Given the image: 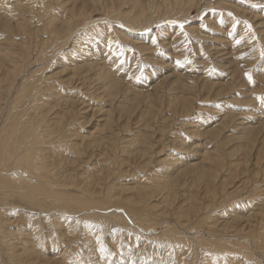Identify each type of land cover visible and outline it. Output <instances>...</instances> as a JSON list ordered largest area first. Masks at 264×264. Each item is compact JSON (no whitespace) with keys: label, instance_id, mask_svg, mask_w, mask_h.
Here are the masks:
<instances>
[{"label":"rangeland","instance_id":"1","mask_svg":"<svg viewBox=\"0 0 264 264\" xmlns=\"http://www.w3.org/2000/svg\"><path fill=\"white\" fill-rule=\"evenodd\" d=\"M177 1L0 0V133L4 129L1 120L9 110L15 114L21 111L18 128L23 145L17 154L24 155L20 157L33 150V159L43 161L46 172H55L57 180L64 182L65 178L71 186L77 185L69 189L73 194L86 187L94 193L93 198L102 200L111 190L113 199H120L118 206L72 212L69 216L57 207L49 211L32 205L25 197L28 189H18V193L0 190V217L6 219L7 232L18 233L19 237L16 235L12 243L17 246L20 258L23 253L20 250L27 244L29 251L43 264H76L81 258L86 264H172V256L177 264H202L203 258L199 260L210 247L209 242L222 243L228 238L247 243L248 251L256 256L258 264H264V251L256 246L261 241L247 235L251 233L250 223L256 225L253 216L264 209V163L256 165L251 159L248 171L243 168L242 174L234 167L244 166L237 156L243 154L241 149L247 146L245 134L264 124V104L258 99L264 96V58L261 57L264 0ZM51 16L56 19L54 26ZM69 18L80 22L71 26L73 32L67 35L65 26ZM71 51L73 55L69 54ZM5 58L7 66H2ZM248 73L253 82L249 81ZM104 75L114 81L111 87L107 79L102 78ZM28 85L34 86L30 88L32 92L26 90ZM25 90L30 92L28 97ZM122 108L126 110L123 112ZM218 161L222 163L220 167ZM204 166H213L218 177L201 182L199 169ZM20 171L14 170V179H22ZM39 171L31 178H26L28 173H22L25 175L22 181L39 183ZM61 174L65 177L61 178ZM82 174L89 179H84ZM51 184L55 186V182ZM224 185L227 191L222 190L220 196L217 192V205L206 209L207 213L203 210L197 213L202 219L214 216V220L210 218L213 221L201 227L196 224L198 227L187 228L195 220L192 216L193 222H188L181 210L188 209L194 197L195 203H210L213 199H208L205 190ZM145 198L146 201L141 200ZM241 201L246 206L242 209L237 206ZM247 202L250 203L247 205ZM132 208L149 210L135 216L129 213ZM54 215L58 225L63 227V234L50 226L49 218ZM88 215L103 216L108 222L90 224L87 219L73 222ZM116 216H122V221L109 219ZM241 218L244 222L240 226L236 224L227 230L222 227ZM121 224L131 227V232ZM168 225L172 227L167 229ZM77 226L79 234L69 233ZM259 228L258 232H264V221ZM88 230L99 232V236L86 240L80 234L85 235ZM176 231L191 241L204 238L206 247L203 245L200 250L197 241H193L192 249L179 241H165V235L173 238ZM154 237L162 239L153 243ZM2 244L0 242V264H10ZM102 245L108 250L106 253ZM233 258L236 264L246 263L242 262L245 259L242 255ZM241 258L244 259L241 261Z\"/></svg>","mask_w":264,"mask_h":264},{"label":"bare ground","instance_id":"2","mask_svg":"<svg viewBox=\"0 0 264 264\" xmlns=\"http://www.w3.org/2000/svg\"><path fill=\"white\" fill-rule=\"evenodd\" d=\"M64 1V0H63ZM177 2H179V0L177 1ZM35 3V2H34ZM54 4V3H53ZM57 5V4H56ZM208 5V4H207ZM52 6V5H51ZM59 6V5H58ZM175 7V6H174ZM79 8V7H78ZM179 8V7H178ZM184 6H183V8H182V10H184ZM226 8V7H225ZM82 8H80V10H81ZM173 9V8H172ZM176 9H177V7H176ZM175 9V10H176ZM180 9H181V7H180ZM179 9V10H180ZM228 9V8H227ZM84 10V9H83ZM232 10H234V9H232ZM231 10V11H232ZM173 11H174V9H173ZM176 11H178V9L176 10ZM175 12V11H174ZM237 12V11H236ZM173 13V12H172ZM179 13H180V11H179ZM175 14H177V12L175 13ZM237 14V13H236ZM81 15V14H80ZM84 15V14H83ZM174 15V14H173ZM247 16V15H246ZM84 17V16H83ZM82 17V18H83ZM87 17V16H86ZM157 17H159V16H157ZM161 17V16H160ZM253 17V16H252ZM256 17V16H255ZM48 18V17H47ZM49 18H52V20L54 21V22H52L53 23V26H54V24L56 23V19L53 17V16H51V17H49ZM81 18V19H82ZM85 18V17H84ZM126 18V17H125ZM157 19V18H156ZM64 20H65V18H64ZM79 20H80V18H79ZM50 21H51V19H50ZM123 21V20H122ZM250 21V20H249ZM261 21V20H260ZM80 21H77L76 23L75 22H73L72 20H71V18H69L68 20H66V26H65V32H67V35H69L70 33H72L71 32V26H73L74 25V27H75V25H77L78 23H79ZM83 23H84V21H82ZM130 22V21H129ZM207 22V21H206ZM262 22V21H261ZM65 23V22H64ZM126 23V22H125ZM150 23H151V21H150ZM49 24H50V22H49ZM57 24V23H56ZM149 24V23H148ZM264 24V23H263ZM80 25V24H79ZM152 25V24H151ZM40 26V25H39ZM46 26V25H45ZM52 28H54V27H52ZM247 28V27H246ZM73 29H75V28H73ZM47 30V29H46ZM50 30H51V28H49V32H50ZM8 31V30H7ZM94 31V30H93ZM6 32V31H5ZM86 32V31H85ZM43 33V32H42ZM246 33H248V32H246ZM7 34V33H6ZM50 34H51V32H50ZM57 35V34H56ZM47 36V35H46ZM51 36V35H50ZM52 36H53V34H52ZM63 36V35H62ZM76 36V35H75ZM74 36V37H75ZM80 36V35H79ZM79 36H77V37H79ZM90 36V35H89ZM70 37V36H69ZM77 37L76 38H74V39H77ZM52 38V37H51ZM55 39V38H54ZM54 39H53V41H54ZM79 39V38H78ZM65 40H67V42H68V40H69V38L68 39H64V41ZM84 40V39H83ZM52 41V40H51ZM74 44H76V42L75 41H73V40H71ZM46 42H48V41H46ZM66 42V41H65ZM253 42V41H252ZM14 43V42H13ZM49 43V42H48ZM58 43V42H57ZM70 43V42H69ZM73 43H72V46H73ZM47 44V43H46ZM45 44V45H46ZM53 44V43H52ZM49 45V44H48ZM48 45H47V47H48ZM60 45H61V43H60ZM65 45H66V43H65ZM56 46V45H55ZM84 46V45H83ZM54 47V46H53ZM75 47H77V45H75ZM74 47V48H75ZM55 48H57V46L55 47ZM54 48V49H55ZM58 48H60V46L58 47ZM62 48V47H61ZM47 49V48H46ZM46 49H44V50H46ZM146 49V48H145ZM52 51H54V50H52ZM68 51V50H67ZM74 52L76 51V50H73ZM149 51V50H148ZM245 51V50H244ZM7 53V52H6ZM53 54V53H52ZM56 54H58L57 52H56ZM62 54V53H61ZM69 54L70 55H73V53H72V51L71 52H69ZM11 54H9L8 56H10ZM48 55H50V54H48ZM59 55V54H58ZM68 55V54H67ZM1 56V55H0ZM51 56V55H50ZM84 56H88V54L87 53H85L84 54ZM5 57H7V55L5 56ZM49 57V56H48ZM59 57H60V55H59ZM23 59V58H22ZM254 59V58H253ZM255 60V59H254ZM89 61V60H88ZM3 64H2V66H7V62H6V58L3 60V62H2ZM25 63H27V62H25ZM24 67V66H23ZM91 67V66H90ZM98 67V66H97ZM164 67V66H163ZM166 67V66H165ZM96 68V67H95ZM91 69V68H90ZM13 72H16V71H14L13 70ZM67 72V71H66ZM96 72H97V70H96ZM12 73V72H11ZM90 73V72H89ZM36 74V73H35ZM92 74V73H91ZM95 74V73H94ZM102 74V73H101ZM33 75V77L35 76L34 75V73L32 74ZM87 76V75H86ZM132 76V75H131ZM264 76V75H263ZM32 79H33V77L32 76H30ZM90 77V76H89ZM133 77V76H132ZM88 78V77H87ZM104 80H106L107 78H106V76L104 75L103 77H102ZM264 78V77H263ZM34 80H35V78H34ZM111 80V81H110ZM168 80V79H167ZM95 81V80H94ZM107 81H108V87H111L112 85H113V83H114V81L110 78V79H107ZM34 83H35V81H34ZM117 84V83H116ZM174 84V83H173ZM99 85V84H98ZM167 85V84H166ZM118 87H119V85H117ZM159 86V85H158ZM177 86V85H176ZM34 86L33 85H28V89H26V90H29L30 88H32V89H34L33 88ZM104 87H106V85H104ZM174 87V86H173ZM27 88V87H26ZM113 88H115V87H113ZM166 88V87H165ZM100 89V88H99ZM106 89V88H105ZM112 89V88H111ZM122 89V88H121ZM24 91L25 93L24 94H27L26 95V97H28V92L29 91ZM31 90V89H30ZM104 90V89H103ZM107 90V89H106ZM105 90V91H106ZM110 90V89H109ZM113 90V89H112ZM111 90V91H112ZM115 90V89H114ZM30 92H32V90L30 91ZM30 92H29V94H30ZM37 92V91H36ZM107 92H108V90H107ZM129 92V91H128ZM127 92V93H128ZM186 92V91H185ZM195 92V91H194ZM8 93V92H7ZM41 93V92H40ZM105 93V92H104ZM131 93V92H130ZM157 93V92H156ZM189 93H190V95H191V92L189 91ZM23 94V93H22ZM103 94V93H102ZM108 94V93H107ZM194 95V94H193ZM19 96V95H18ZM17 96V97H18ZM25 96V95H24ZM23 96V97H24ZM33 96H34V94H33ZM32 96V97H33ZM107 96V95H106ZM124 96V95H123ZM26 97H25V99H26ZM104 97V96H103ZM120 97H122V96H120ZM19 98H20V96H19ZM136 98V97H135ZM189 98V97H188ZM191 98V97H190ZM189 98V99H190ZM1 99H2V97H1ZM157 99V98H156ZM159 99H160V97H159ZM163 99H164V97H163ZM19 100V99H18ZM18 100H14V101H18ZM37 100H38V96L36 97V99H35V101H34V99H33V101L34 102H37ZM175 100V99H174ZM180 100H182V99H180ZM14 101L12 102L13 104H14ZM26 101H27V99H26ZM101 101H102V99H101ZM161 101V100H160ZM176 101V100H175ZM178 101V100H177ZM185 101H186V99H185ZM20 102V101H19ZM33 102V103H34ZM187 102V101H186ZM188 102H190V101H188ZM11 103V104H12ZM23 103V102H22ZM41 103V102H40ZM179 103V102H178ZM177 103V104H178ZM12 104V105H13ZM25 104V103H24ZM26 104H27V102H26ZM184 104H185V102H184ZM29 105V104H28ZM154 105V104H153ZM14 106H15V104H14ZM14 106H12V107H14ZM24 106V105H23ZM26 106V105H25ZM36 107H37V104L35 105ZM34 106V107H35ZM161 106H163V105H161ZM181 106V105H180ZM29 107V106H28ZM28 107H27V109H28ZM32 107H33V105H32ZM114 107V106H113ZM126 107V106H125ZM171 107V106H170ZM169 107V108H170ZM175 107V106H174ZM30 108V107H29ZM130 108V107H129ZM163 108V107H162ZM168 108V109H169ZM172 108V107H171ZM187 108V107H186ZM185 108V109H186ZM13 109V108H12ZM31 109V108H30ZM90 109V108H89ZM114 109V108H113ZM123 109V108H122ZM173 109V108H172ZM171 109V110H172ZM183 109V108H182ZM124 110H126V108H124L123 109V112H124ZM162 110V109H161ZM173 110H175V109H173ZM10 112H9V114L3 119V121L1 120V124H3L4 125V129H3V131L0 133V190H3L4 192H7V193H12V192H17V190L18 189H28V191H27V195L25 196V197H28L29 198V202L32 204V205H34V206H37L39 209L41 208V207H44L45 209H49V211L50 210H55V208L57 207L58 209L57 210H60V211H62V212H66L67 214H69V216H70V214H72V212L73 213H83V212H85V211H87V212H91L92 210H97L98 208H100L101 207V209H103V208H107V207H115V206H118L117 204H119L120 202H119V200L120 199H118V201H117V199L115 198V199H113L114 198V196L111 194V190L110 191H107V193H105V197H104V199H102V200H100V199H96V198H93V195L92 194H94V193H92L91 192V190H90V188L88 189V188H86L85 187V189H83V190H80V191H75L76 193L75 194H73V192L74 191H72V192H70L69 191V189H71V187L72 188H74V187H77V185H70V183H67V182H65V178L63 179V181L64 182H62V180L61 181H59V179L57 180V178H56V174H54V173H52V174H49V172L50 171H48V172H46V170H47V167L46 166H44V165H46L43 161H41V160H36V159H33V150H32V152H28V151H26L27 153H26V155L23 157H20V155L21 154H23V153H19L20 155H18L17 154V152H18V150L19 149H21L22 148V145H23V143H22V137L20 136V129L18 128V125H19V123H21L20 121H18V119H21L20 118V116H18V115H20L19 113L21 112H18V114H17V112H16V114L13 112L12 113V110H9ZM17 111V110H16ZM31 111V110H30ZM104 111V110H103ZM106 111V110H105ZM130 111V110H129ZM24 112H26V110L24 111ZM126 112V114H129V112H128V110L127 111H125ZM128 112V113H127ZM163 112V111H162ZM22 113V112H21ZM29 113V112H28ZM24 114V113H23ZM23 114H21V116H23ZM123 114V113H122ZM161 114V113H160ZM176 114V113H175ZM25 116H26V114H24ZM125 115V114H124ZM16 116H18L19 118H17ZM34 116V115H33ZM126 116V115H125ZM128 117V116H127ZM23 118V117H22ZM44 118V117H43ZM92 118V117H91ZM26 119V118H25ZM159 119V118H158ZM9 120V122H7ZM108 120V119H107ZM122 120V119H121ZM156 121V120H155ZM9 123V124H8ZM131 124V123H130ZM87 125V124H86ZM23 126V125H22ZM40 128H41V126H39ZM43 127V126H42ZM172 127V126H171ZM2 128H3V126H2ZM22 128V127H21ZM40 128H39V130H40ZM46 128V127H45ZM44 128V129H45ZM50 130V129H49ZM34 131V130H33ZM124 131H125V129H124ZM22 133V132H21ZM25 133V132H24ZM39 133V132H38ZM44 133V132H43ZM42 133V134H43ZM47 133V132H46ZM112 133H114V132H112ZM247 133V132H246ZM23 134V133H22ZM26 134V133H25ZM32 134V133H31ZM53 135V134H52ZM165 135V134H164ZM211 135H212V133H211ZM217 135V134H216ZM34 136H36V135H34ZM193 136V135H192ZM245 136H247V140H248V142L246 143L247 144V146H245L244 145V149H241L242 151H243V154H239L237 157H238V162H240V161H242V164L244 165V166H241V165H234V167H237V170H240L239 172H238V174H242L241 173V170L244 168V169H247V171H248V164H250V161H251V159H253L254 161H255V164L256 165H259V164H263L264 163V124H263V126L262 127H260V128H257L256 129V131H250L249 133H247V134H245ZM26 137V136H25ZM24 137V138H25ZM37 138H38V136H36ZM43 137L45 138V136L43 135ZM47 137V136H46ZM27 138V137H26ZM31 138H32V136H31ZM48 138H50V137H48ZM191 138V137H190ZM195 138V137H194ZM28 139V138H27ZM34 139V138H33ZM32 139V140H33ZM198 139V138H197ZM43 140V139H42ZM48 140V139H47ZM28 141V140H27ZM27 141H25V142H27ZM31 141V140H30ZM39 141H40V139H39ZM40 142H42V141H40ZM39 142V143H40ZM208 142H209V140H208ZM212 142V141H211ZM29 143V142H28ZM35 143V142H34ZM39 143H37V144H39ZM167 143V142H166ZM32 144V143H31ZM41 144V143H40ZM71 144L72 143H70V146H71ZM146 144V143H145ZM29 145V144H28ZM74 145V144H73ZM177 145V144H176ZM31 146V145H30ZM29 146V147H30ZM36 146V145H35ZM38 146H40V145H38ZM51 146H52V144H51ZM34 147V146H33ZM53 147V146H52ZM164 147V146H163ZM177 147V146H176ZM175 147V148H176ZM182 148H183V146H181ZM24 148V147H23ZM68 148V147H67ZM180 148V147H179ZM193 148V147H192ZM25 149H26V147H25ZM24 149V150H25ZM29 149V148H28ZM35 150H36V148H34ZM52 149V148H51ZM181 149V148H180ZM23 150V149H22ZM71 150V149H70ZM13 151H15V153H13ZM52 151V150H51ZM21 152V151H20ZM24 152V151H23ZM190 152H192V151H190ZM235 152V151H234ZM233 152V153H234ZM237 154V153H236ZM24 155V154H23ZM38 155V154H37ZM254 155V158H251L252 156ZM46 157V156H45ZM44 157V158H45ZM42 160H44V159H42ZM167 160V159H166ZM44 161H46V160H44ZM117 161V160H116ZM209 161V160H208ZM68 162H69V160H68ZM236 162V161H235ZM77 163V162H76ZM167 163H172L171 161H169V162H167ZM166 163V164H167ZM70 164V163H69ZM74 164H75V162H74ZM117 163H115V165H116ZM169 164H167V165H169ZM221 162L220 161H218L217 162V166L218 167H220L221 166ZM252 164V163H251ZM72 165V164H71ZM122 165V164H121ZM171 165V164H170ZM233 165V164H232ZM75 166V165H74ZM253 167V166H252ZM41 169V171L42 170H44L43 172V174H41V171H39L38 169ZM168 168V167H167ZM230 168V171L232 172V168L231 167H229ZM55 169V168H54ZM66 169V168H65ZM190 169V168H189ZM14 170H21L18 174H21L20 176L22 177V179H19L18 178V180L17 179H14ZM200 170V174H199V180L201 181V182H205L206 180L207 181H209L210 182V180H213L214 178H217L218 176L216 175V173L213 171V166H210L209 168L207 167L206 168V166H204V168H201V169H199ZM220 170V169H219ZM23 171V172H22ZM40 172L39 174H37L38 175V178L37 179H39V183H35L33 180H29V181H22L23 179H24V177H25V175L23 176V174L24 173H28V177H26V178H31L32 176H34V173H36V172ZM52 171V170H51ZM56 171V170H55ZM87 171V170H86ZM228 171H229V169H228ZM234 171H236V169L234 170ZM250 172V171H249ZM248 172V173H249ZM23 173V174H22ZM51 173V172H50ZM57 174H58V171L56 172ZM182 173V172H181ZM183 173H185V175H186V172L184 171ZM247 173V172H246ZM245 173V174H246ZM65 174H67V173H65ZM255 174V173H254ZM36 175V176H37ZM63 174H61V178H63V176H62ZM81 175V174H80ZM82 175H84V174H82ZM184 175V174H183ZM184 175V176H185ZM250 175H251V173H250ZM19 176V177H20ZM58 176V175H57ZM67 176L68 177H71V176H69L68 174H67ZM78 176V175H77ZM85 176V175H84ZM180 176V175H179ZM198 176V175H197ZM20 177V178H21ZM65 177V176H64ZM88 177V175L87 176H85V178L84 179H86ZM183 177V176H182ZM178 178V177H177ZM87 179H89V178H87ZM196 179V178H195ZM54 181L55 182V186H53V184H51V183H54V182H52V181ZM68 180V179H67ZM77 180V179H76ZM91 181V180H90ZM89 181V182H90ZM172 181V180H171ZM221 181V180H220ZM94 183V182H93ZM92 183V184H93ZM172 183V182H171ZM220 183V182H219ZM218 183V184H219ZM263 183V182H262ZM40 184V185H39ZM168 184H170V183H167V185ZM207 184V183H206ZM217 184V185H218ZM225 184V183H224ZM161 185H163V183L161 184ZM165 185V184H164ZM216 185V186H217ZM226 185V184H225ZM223 186V187H220L219 189H206L205 190V192H206V195H207V197H208V199L210 200V199H213V200H211V202L210 203H208L207 201V203L206 202H204V203H195L196 201H195V197L194 198H192V200H190V202H189V208L188 209H185V207L181 210V214H183V216L182 217H185L186 218V220H188V222L191 220V218H192V216H193V220H195V223H191V224H189L190 226H188L187 228H190L191 227V225H195L196 227H198V226H203V225H205L206 224V222L208 223L209 222V220H211L210 218H212V217H209V216H204V217H206V219L205 218H203L202 219V216H200V217H198L197 216V213L199 212V211H201V210H203L204 212H206V209L207 210H211V208L213 207L214 208V206L215 205H217L216 203H215V201H218L217 199H218V194H219V196L223 193V191L222 190H224L225 188H226V186ZM92 186V185H91ZM159 187H160V185H158ZM93 187V186H92ZM159 187H157V188H159ZM165 187V186H164ZM164 187H161V188H163V190H164ZM170 187V186H169ZM264 187V186H263ZM106 188V187H105ZM212 188V187H211ZM256 188H258V187H256ZM82 189V188H81ZM153 189V188H152ZM154 189H156V188H154ZM22 190V191H23ZM104 190V189H103ZM149 190V189H148ZM147 190V191H148ZM157 190V189H156ZM155 190V191H156ZM162 189H160V191H161ZM143 191V190H142ZM150 191V190H149ZM158 191V190H157ZM219 191V193L217 194V192ZM221 191V192H220ZM224 191H227V189L226 190H224ZM258 191V190H257ZM19 192V191H18ZM17 192V193H18ZM25 192V191H24ZM103 192H105V191H103ZM152 192H154V191H151V193ZM201 192V191H200ZM264 192V191H263ZM2 193V192H1ZM140 193V192H139ZM155 193V192H154ZM157 193H159V191L157 192ZM202 193V192H201ZM227 193V192H226ZM149 193L147 192V195H148ZM2 195V194H1ZM97 195V194H96ZM151 195V194H150ZM223 195V194H222ZM229 195V194H228ZM140 196H141V194H140ZM158 196H159V194H158ZM142 198L144 197V195L143 196H141ZM148 197V196H147ZM146 197V198H147ZM151 196H149V198H150ZM156 197V196H155ZM167 197H169V194H168V196ZM166 197V198H167ZM200 197H201V195H200ZM235 197V196H234ZM146 198L145 199H141L142 201L143 200H145L146 201ZM160 198V197H159ZM159 198H157V200L159 199ZM199 198V197H198ZM232 198V197H231ZM4 199V198H3ZM152 199V198H151ZM187 199V198H186ZM233 199V198H232ZM264 199V198H263ZM160 200V199H159ZM229 200H230V198H229ZM228 200V201H229ZM26 201V200H25ZM141 201V202H142ZM144 201V202H145ZM227 201V200H226ZM225 201V202H226ZM118 202V203H117ZM129 202V201H128ZM143 202V203H144ZM163 202H164V200H163ZM162 202V203H163ZM201 202V201H200ZM263 202H264V200H263ZM132 203V202H131ZM152 203H153V201H151V206H152ZM243 203L244 202H239V203H237V206H238V208H244V207H246L245 205H243ZM250 202H247V205L249 204ZM27 204V203H26ZM188 204V203H187ZM183 205V204H182ZM206 205V206H205ZM31 206V205H30ZM120 206V205H119ZM122 206V205H121ZM128 205H126V207H127ZM142 206H143V204H142ZM149 206V205H148ZM167 206H169V205H167ZM205 206V207H204ZM223 206V205H222ZM221 206V207H222ZM235 206V205H234ZM258 206V205H257ZM216 207H218V206H216ZM138 208V207H137ZM136 208V209H137ZM150 208V207H149ZM165 208V207H164ZM91 209V210H90ZM100 209V210H101ZM134 208H132L130 211H129V213H131L132 212V215H135V216H139L140 214H142V213H146V212H148L147 210H149V209H142V210H140V209H138V210H136L135 209V211L133 210ZM152 209V208H151ZM158 209V208H157ZM157 209H155V210H157ZM160 209V208H159ZM173 209V208H172ZM16 210V209H15ZM152 210H154V209H152ZM98 211V210H97ZM96 211V212H97ZM102 211V210H101ZM178 211V210H177ZM214 211V210H213ZM216 211H217V209H216ZM149 212H151V211H149ZM98 213H100V211L98 212ZM202 213V212H201ZM207 213V212H206ZM40 214V213H39ZM152 214H154V213H151V215ZM165 215H166V213H164ZM200 214V213H199ZM145 215V214H144ZM215 215V214H214ZM234 215V214H233ZM55 216V215H54ZM67 216V215H66ZM143 216V215H142ZM211 216H213V215H211ZM216 216V215H215ZM31 217V216H30ZM62 217V216H61ZM78 217V216H77ZM144 217V216H143ZM149 217H150V214L148 215V218H147V221H149ZM158 217V216H157ZM161 217V216H160ZM181 217V216H180ZM239 217V216H238ZM37 218V217H36ZM43 218V217H42ZM49 218V217H48ZM47 218V219H48ZM69 218V217H68ZM93 218V219H92ZM145 218V217H144ZM179 218V217H178ZM213 218H214V216H213ZM212 218V219H213ZM220 218V217H219ZM254 218V219H253ZM253 218H252V220H256L254 223H256V225L254 226V224H252L251 225V221H249V223H250V226L252 227V229H251V233H249L248 232V234L247 235H249L250 237H251V239L253 238V237H258L259 238V240L261 241V243L260 244H258V243H256V246H257V249L258 248H260V250H263L264 251V232H258V229H260L259 228V226H261L262 225V223H263V221H264V209H261L260 210V212L259 213H257V214H255L254 216H253ZM260 218V219H259ZM85 219H87V221L91 224V223H94V221H96V223L95 224H101V222H104V221H106V222H108V220H107V218H105V217H103V216H86L84 219H79L78 218V220L77 221H75V220H73V222H81V221H85ZM110 220H112L113 222H116L117 220L118 221H122V216H116V217H113V218H109ZM151 219H153V218H151ZM6 220V219H5ZM5 220H4V218H1L0 217V242L1 243H3L2 245L4 246V248H5V250H6V254H7V256H8V258H10V264H36V263H40V261H38V259H39V257H37V255H34V253H32L31 251H29V247H27L26 245V242H24L26 245L25 246H23V248H22V250H20V251H23V253L21 254V258H20V256L18 255V253H17V246H14L13 244L14 243H12V239L13 238H16V235L18 234H12V233H9V232H7V228H5L6 227V225H5V227H4V222H5ZM59 220H60V217H59ZM71 220V219H70ZM185 220V219H184ZM214 220V219H213ZM213 220H211V222L213 221ZM235 220V222H227V224H225V225H223L222 227H225L224 229L225 230H227L226 228H233V226H235L236 227V224H237V226H240L241 225V223H243L244 221V219H234ZM144 221V220H143ZM143 221H141V225L144 227V228H146V225H144V224H142V223H144ZM147 221L145 222V223H147ZM153 221V220H152ZM183 221V220H182ZM192 221V220H191ZM8 222V221H7ZM49 222H50V224L52 223V225H50V226H52V227H54L56 230L58 229V231L60 230V234H63L62 233V230H61V228H63V227H60L59 225H58V221H57V217L55 216V217H53V218H49ZM159 222V221H158ZM193 222V221H192ZM246 222V221H245ZM253 222V221H252ZM8 223H10V222H8ZM14 223V222H13ZM70 223V222H69ZM215 223V222H214ZM231 223H232V225H231ZM235 223V224H234ZM198 226H197V225ZM221 224V223H220ZM248 224V223H247ZM135 225V224H134ZM149 225V224H148ZM208 225H210V224H208ZM219 225V224H218ZM218 225L216 226V228H218ZM242 225H244V224H242ZM246 225V224H245ZM15 226V225H14ZM121 227H124V229L125 230H127L128 232H131V227L129 228V226L128 225H126V224H121L120 225ZM150 226H151V224H150ZM22 227V226H21ZM78 227V228H77ZM76 228H75V230H73V231H75V232H73V231H71V232H69V233H72V235H75V234H79V231H80V228H79V226H77ZM110 227V226H109ZM153 227H155V225H153ZM172 227V226H171ZM170 227V225H168V227H167V229H169V228H171ZM199 227V228H200ZM15 229V228H14ZM45 229H46V227H45ZM48 229V228H47ZM53 229V228H52ZM107 229V228H106ZM191 229H193V227H191L190 228V230ZM208 229H209V226H208ZM224 229H222V230H224ZM200 230V229H199ZM248 230H249V228H248ZM23 231V230H22ZM235 231H236V229H235ZM174 232V231H173ZM197 232H198V230H197ZM223 232V231H222ZM230 232H232V231H230ZM242 232L244 233V231L242 230ZM246 232V231H245ZM32 233V232H31ZM96 233H97V235H96ZM98 233L99 232H94V231H92V230H88V231H86V233H85V235H83L82 233L80 234L83 238H85L86 240H88L89 238H91V239H94V238H96L97 236H99L98 235ZM172 233V232H171ZM171 233H169V234H171ZM181 232H178V231H176V234H175V236L172 238V237H170V239H168L167 237L168 236H166L165 235V237H164V239H165V241L166 240H171V241H173V242H177V241H179L180 243H183V245L186 247V248H189V249H192V246H193V244H194V242L193 241H197V240H190L189 238H187V237H181V236H183L184 234L182 233L181 235H178V234H180ZM233 233V232H232ZM236 233V232H235ZM104 234V233H103ZM167 234H168V232H167ZM199 234V233H198ZM217 234V233H216ZM238 233H236L235 235H237ZM164 235V234H163ZM174 235V234H173ZM194 235V234H193ZM192 235V236H193ZM197 235V234H196ZM243 235H245V234H243ZM18 236V235H17ZM80 236V237H81ZM118 236V235H117ZM185 236V235H184ZM19 237V236H18ZM87 237H88V239H87ZM196 237V236H195ZM195 237H194V239H195ZM203 237V236H202ZM228 237V236H227ZM227 237H225V238H227ZM38 238V237H37ZM42 238V237H41ZM198 238V237H197ZM249 238V237H248ZM20 239V238H19ZM99 239V238H98ZM162 239V238H161ZM161 239H159L158 237L157 238H153V243H158L159 241H161ZM204 239V238H203ZM203 239H198V241H197V244H198V248L201 250V248L203 247V245L205 246V241L203 240ZM208 239V238H207ZM206 239V240H207ZM236 239V238H235ZM25 240V239H24ZM208 240H210V239H208ZM81 241V240H80ZM97 241V240H96ZM58 242V241H57ZM85 242V241H84ZM99 242V241H98ZM163 242V241H162ZM170 242V241H169ZM21 243V242H20ZM165 243H167V242H165ZM193 243V244H192ZM196 243V242H195ZM210 243V247L209 248H207L206 250H204L203 252L204 253H202L201 254V257H200V262H201V260H202V258H203V262H202V264H236V262H234V258L233 257H235V258H237V257H239V256H241L242 255V257H244V258H241V261L242 262H246L245 264H258V261H257V259H256V256L254 257V255L252 254L251 255V252H249L248 250H249V246H248V244L246 243L245 244V242H244V244L240 241V240H237V242H233V241H230V239H228L227 238V240H225V241H223L222 243L221 242H213L212 244H211V242H209ZM215 243V245H213ZM87 244V243H86ZM100 244V243H99ZM114 244H116V243H114ZM160 244V243H159ZM158 244V245H159ZM162 244V243H161ZM168 244V243H167ZM197 244H195V245H197ZM16 245H17V243H16ZM88 245H89V243H88ZM29 246V245H28ZM98 246V245H97ZM112 246V245H111ZM115 246V245H114ZM160 246V245H159ZM183 246V247H184ZM218 246H223L224 247V249H220V247H219V249H218ZM84 247V246H83ZM82 247V248H83ZM86 247V246H85ZM102 248L101 249H104V251H105V253L108 251L107 249H106V247H104L103 245L101 246ZM206 247V246H205ZM112 248V247H111ZM171 248V247H170ZM176 248V247H175ZM54 249V248H53ZM64 249V248H63ZM100 249V248H99ZM167 249V248H166ZM174 249V248H173ZM172 249V250H173ZM197 249V248H196ZM76 250V249H75ZM80 250V249H79ZM157 250H158V248H157ZM55 251V250H54ZM116 251H117V248H116ZM132 251H134V250H132ZM193 250H191V252H192ZM101 252V251H100ZM103 252V251H102ZM118 252V251H117ZM120 252V251H119ZM122 252V251H121ZM169 252V251H168ZM172 252V251H171ZM26 253H28L29 255H26ZM99 253V252H98ZM104 253V254H105ZM125 253V252H124ZM161 253V252H160ZM231 253L233 254V255H231ZM102 254V253H101ZM139 254V253H138ZM151 254V253H150ZM194 254V253H193ZM193 254H192V256H193ZM1 255V254H0ZM89 255V254H88ZM100 255V254H99ZM128 255V254H127ZM134 255V254H133ZM142 255V254H141ZM23 256H26V258H24ZM104 256V255H103ZM162 256V255H161ZM192 256L190 257V259H192ZM230 256H233V257H231L230 258ZM22 257H23V259H22ZM128 257H129V255H128ZM177 257V256H176ZM180 257V256H179ZM258 257V256H257ZM43 259V257H40V259ZM91 258V257H90ZM132 258V257H131ZM144 258V257H143ZM147 258V257H146ZM165 258V257H164ZM168 258V257H167ZM171 258V262H172V264H177V262H176V259H175V256H172V257H170ZM233 258V259H232ZM72 259H76V257H74V256H72ZM71 259V260H72ZM82 259V258H81ZM81 259H79V261H78V263H76V264H86V263H84L83 261H81ZM117 259V258H116ZM260 259V258H259ZM1 260V259H0ZM55 260V259H54ZM83 260V259H82ZM194 260V259H193ZM38 261V262H37ZM43 261V260H42ZM75 261V260H74ZM152 261V260H151ZM158 261V260H157ZM43 262H45V261H43ZM147 262V261H146ZM159 262V261H158ZM198 263V262H197ZM40 264H43V263H40ZM56 264V263H55ZM63 264H66L65 262L63 263ZM104 264V263H103Z\"/></svg>","mask_w":264,"mask_h":264},{"label":"snow or ice","instance_id":"3","mask_svg":"<svg viewBox=\"0 0 264 264\" xmlns=\"http://www.w3.org/2000/svg\"><path fill=\"white\" fill-rule=\"evenodd\" d=\"M256 6L259 7V5H256ZM171 23H176V22L172 21ZM183 26H184L183 24L180 25L181 28H183ZM185 35H187V34L185 33ZM156 42L157 41L155 40V38H153V43H156ZM261 57L264 58V51L261 52ZM188 63H191V61H188ZM247 76H248L249 81L253 82L252 75L250 73H248ZM258 99L260 100L261 104H264V96L258 97Z\"/></svg>","mask_w":264,"mask_h":264}]
</instances>
